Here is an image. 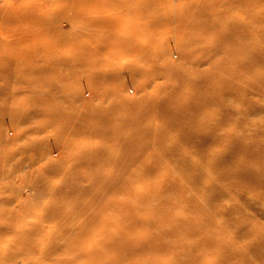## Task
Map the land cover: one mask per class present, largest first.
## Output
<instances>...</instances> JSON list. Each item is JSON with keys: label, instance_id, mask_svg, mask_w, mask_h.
<instances>
[{"label": "rangeland", "instance_id": "374dc122", "mask_svg": "<svg viewBox=\"0 0 264 264\" xmlns=\"http://www.w3.org/2000/svg\"><path fill=\"white\" fill-rule=\"evenodd\" d=\"M69 1L0 0V104L45 97L39 106L0 110V264H50L72 257L65 247L126 241L125 222L144 214L123 203L137 202L148 191L142 180L170 168L188 194L215 210L207 230L221 232V238L206 243L242 249L255 256L246 264H264V0H174L149 14L126 2L75 0L72 7ZM24 5L45 8L48 15L40 23H20L6 12H23ZM180 23L206 29L186 38L169 35ZM115 38L136 43L131 50L139 55L119 62L131 73L117 72L100 83L78 70L90 58L75 61V54ZM196 42L202 46L192 51ZM26 53L35 65L31 75L23 72L30 61L22 58ZM31 84L36 91L28 89ZM132 106L145 110L139 124L135 110H117ZM94 110L102 112L99 121L82 119ZM55 112L60 117L50 121ZM118 121L128 123L122 135ZM100 129L103 142L82 136ZM50 168L59 172L52 175ZM96 172L108 180L104 204L95 199L96 185L78 189L88 185L83 175ZM132 177L131 186L122 188V180ZM151 198L146 205H156ZM173 220H158L156 230L143 232V241L163 243L162 231ZM90 224L97 231L74 241ZM197 224L206 226L201 218ZM198 232L192 229V242L184 243L194 255L203 242ZM203 251L202 264L233 259L228 255L220 263L217 255L204 263ZM185 252L161 261L188 262ZM150 255L137 254L128 264H147ZM89 261L81 256L75 263Z\"/></svg>", "mask_w": 264, "mask_h": 264}, {"label": "bare ground", "instance_id": "6f19581e", "mask_svg": "<svg viewBox=\"0 0 264 264\" xmlns=\"http://www.w3.org/2000/svg\"><path fill=\"white\" fill-rule=\"evenodd\" d=\"M192 2V5H197L200 3L199 0H185ZM241 2L242 0H235V3ZM247 1V0H244ZM120 2H126V3H132L137 9L135 11L140 14L142 11L147 12L148 14L151 12L159 11V9L164 8L168 4L174 2V0H111L110 5H116ZM232 2V1H231ZM69 5L72 7H75V0L69 1ZM26 10L23 12H19L18 9L13 10H7V14L12 16L15 20V22H31V23H40L44 20V17L47 16L45 8H39L36 5H24ZM141 10V11H140ZM134 11V12H135ZM135 12V13H136ZM187 15H185L186 17ZM223 15L219 14L218 18L221 19ZM93 28H100V26H92ZM206 29V26H203L201 28H194L188 23H180L178 24L175 29H171L168 34L177 36H181L186 38V36L191 32H198L201 34ZM137 30V29H136ZM138 31H141L139 28ZM62 39V38H60ZM29 38H26L24 41H28ZM50 38L47 39L49 41ZM113 43L110 42H103L98 47H92V49H89L88 51L84 52V54H75L76 60H79V56L82 58H90V63L84 64V61H80L81 65L84 68L78 69L79 71L85 73L87 72L86 76L93 75L96 77L100 83H105L114 80L116 77L117 72H123L125 75L132 72V68H124V64H119L120 61H123V59H129L130 57H137L139 55L138 52H133L131 50V47H133L136 43L132 41L124 40L123 38H115L112 39ZM76 45V43L74 44ZM194 47L191 49L192 51L196 50L198 47L202 46V44L196 42ZM32 54H23V59H29L27 65L29 66L27 69H24L23 72L29 75L32 74V72L35 69V65H32L31 61ZM59 57V55H57ZM104 57V60L98 61L97 57ZM61 58V57H60ZM96 58V59H95ZM82 60V59H81ZM125 62V61H124ZM77 63V62H76ZM78 64V63H77ZM25 65V66H27ZM18 66V65H17ZM60 72H62L63 69H58ZM138 75L145 74L142 69L135 70ZM108 72V75L105 73ZM2 75H4L2 73ZM178 78H181V72L175 74ZM5 77H8L7 75H4ZM31 91H36V85L31 84L28 88ZM37 100H21L17 102H9L6 103L2 101L0 104V110L4 111L5 109H20L21 107H25L28 104L33 105H41L43 102H45V97H42V99ZM37 106V107H38ZM36 108V107H35ZM139 107L132 106V107H123V108H117V110H129L133 109L135 110L136 116L139 118L134 121L136 124H139L140 119H142L144 111H141L137 109ZM101 113L100 111L94 110L90 113H87V115L83 116L82 119H93L95 121H99L101 119ZM165 114V113H164ZM2 117H7V115H3ZM58 117H60V114L55 112L52 116L49 115L50 121H57ZM120 124V128L117 129L119 131V134H123V128L125 124H128L123 121H118ZM102 129L100 131L92 132L90 130L82 132V136H88V135H94L96 137H99L102 139V142L104 141V132ZM132 139V138H130ZM207 139V141H209ZM160 146V145H158ZM157 146V147H158ZM155 160V159H153ZM158 162H163V158L159 161L156 160V163L158 165ZM168 168V167H167ZM55 169L50 168L49 173H52ZM59 171H54L52 175L57 174ZM125 168L121 167V176L124 174ZM172 169H167L166 172H158L156 173V177L154 178H144L141 182V185L146 187V192H142L139 194V200L137 202H134V204H130V202H125L123 205L127 209H138L139 212H142L144 215L142 216H132V218L129 219L128 222H125V226L122 227L125 228V235H126V241H120V243L114 242H106L107 240L100 239V241L96 244L95 248L93 247H86L84 246V250H80L75 247H65L67 251L71 252L72 257L67 258L66 260H62L60 258L51 261L50 264H78L75 263L76 258L81 256H88L90 261L88 264H128L132 258H134L137 254H146L147 252H151L150 256L145 257V261L147 264H170L168 262L162 263L161 258L165 257L166 255H173L177 256L180 255V252H184L190 256V260L188 262H183L180 264H202L201 261H198V258L201 256V253L203 251V255L205 262L207 261L210 256H219V262L223 263V260L225 257L231 256L233 259L225 261V264H246V262H250V259H255L254 257L247 256L244 254L243 250H238L234 248L233 250H230L229 247H226L225 244H216L213 246L211 243H206V238L209 240L211 237H216L218 240L221 238V232L219 231H213L212 229L207 230V220L209 213L214 212L215 210L212 209L211 204L208 202V205H203L202 203L197 202L198 197L191 195V193L188 194V191L186 189H183L179 185V178L175 177L174 174L171 173ZM85 177H89L87 180L88 185L85 184V188H78L82 191H85L86 189H89V186L96 185L97 191L99 190V194L95 196L96 200H101V204H104V200L106 196L108 195L109 191L105 189L104 184H108V180L104 179L102 174L93 173L87 175H83ZM73 178L79 177L83 180L82 176L74 175L71 176ZM72 179V181H74ZM136 180L135 177H132L130 180L129 178H126L125 180H122V188L127 187L128 184L131 186L132 182ZM165 180L166 182H164ZM163 181V184L159 186V182ZM125 182V184H123ZM151 184H156L157 188L151 187ZM94 188V186H92ZM175 187L177 189H175ZM109 190V189H108ZM172 191H175L172 192ZM203 192V190H201ZM200 192V194H201ZM88 194V197H91V200H93V194ZM167 194H172L173 197L166 196ZM149 197L152 199L153 202L156 203V205L149 204L146 205L147 200H149ZM160 207V208H158ZM207 212V213H206ZM126 213V210H125ZM181 214H184L186 217L185 220L181 219ZM207 216V217H206ZM165 217H168L169 219L173 220L174 218H177L178 221L175 222L173 220V223L171 226L166 228L162 231V234L164 235V238L162 239L163 243H160L157 245V243L154 240L150 241H143L144 235L146 233H143L145 231L150 230H156L158 225V220H164ZM173 218V219H172ZM202 219L204 223H206L205 227H198L197 221L199 219ZM178 223V226L176 224ZM192 229H197L199 234L198 236H202L203 242H200L202 247L200 246V249L198 250V255L192 254L188 248L184 246V243L192 242L194 235L191 237L190 231ZM90 231H92V234H94L97 229L89 225L88 229H80L75 240H80L81 237L85 236L86 234H89ZM89 232V233H88ZM101 230H98L97 233H100ZM143 233V234H142ZM208 235V236H207ZM216 243L217 240L215 241ZM82 243V242H81ZM175 243V245L171 244ZM83 244V243H82ZM180 246V247H179ZM195 248L196 245H195ZM188 250V251H187ZM177 254V255H176ZM148 257V258H147ZM147 259V260H146ZM41 264V263H40ZM176 264V263H172ZM209 264V263H208Z\"/></svg>", "mask_w": 264, "mask_h": 264}]
</instances>
